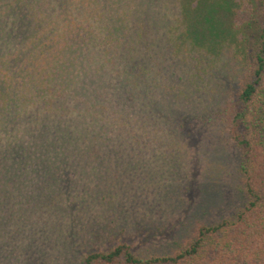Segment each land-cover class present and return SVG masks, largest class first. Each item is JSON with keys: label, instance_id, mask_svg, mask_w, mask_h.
<instances>
[{"label": "trees", "instance_id": "trees-1", "mask_svg": "<svg viewBox=\"0 0 264 264\" xmlns=\"http://www.w3.org/2000/svg\"><path fill=\"white\" fill-rule=\"evenodd\" d=\"M203 132L201 175L230 172L232 215L80 264H264V0H0L1 259L30 216L62 231L76 205L117 207L128 167L169 200Z\"/></svg>", "mask_w": 264, "mask_h": 264}, {"label": "rangeland", "instance_id": "rangeland-1", "mask_svg": "<svg viewBox=\"0 0 264 264\" xmlns=\"http://www.w3.org/2000/svg\"><path fill=\"white\" fill-rule=\"evenodd\" d=\"M205 136L204 132L196 134L185 145L190 152L187 170L179 173L169 200L163 199L164 190L152 181L160 174L154 173L149 179L147 165L136 170L128 167L123 170L125 189L118 196L117 207L105 210L95 203L86 208L76 205L62 231L30 216L23 222L22 231L18 228L13 235L11 251L0 258V264H80L86 251L107 249L117 242L130 244L139 254L165 253L195 223L231 216L239 206L231 186L233 176L227 172L223 178L212 180V188L201 175L204 160H199L198 144L209 148L212 141ZM224 152L225 162L233 165L236 149L229 146Z\"/></svg>", "mask_w": 264, "mask_h": 264}]
</instances>
